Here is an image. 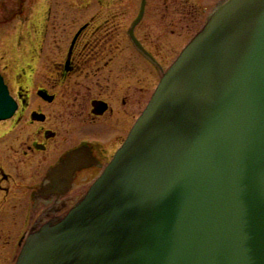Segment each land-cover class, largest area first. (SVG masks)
<instances>
[{
  "label": "water",
  "instance_id": "water-1",
  "mask_svg": "<svg viewBox=\"0 0 264 264\" xmlns=\"http://www.w3.org/2000/svg\"><path fill=\"white\" fill-rule=\"evenodd\" d=\"M15 108L0 76V120ZM74 156L38 195L65 194ZM16 264H264V0L216 7L103 175L39 218Z\"/></svg>",
  "mask_w": 264,
  "mask_h": 264
},
{
  "label": "flooded vegetation",
  "instance_id": "flooded-vegetation-1",
  "mask_svg": "<svg viewBox=\"0 0 264 264\" xmlns=\"http://www.w3.org/2000/svg\"><path fill=\"white\" fill-rule=\"evenodd\" d=\"M150 1L140 0L129 17L91 11L90 0H64L89 9L79 16L54 12L49 0L34 32L40 42L34 56L0 58V76L16 105L0 120V264H16L39 218L50 209H72L103 175L183 50L166 65L158 43L143 36ZM48 34L55 35L52 43ZM70 155L78 162L66 168L73 175L59 177H72L71 187L63 196L38 195L49 172Z\"/></svg>",
  "mask_w": 264,
  "mask_h": 264
},
{
  "label": "rangeland",
  "instance_id": "rangeland-1",
  "mask_svg": "<svg viewBox=\"0 0 264 264\" xmlns=\"http://www.w3.org/2000/svg\"><path fill=\"white\" fill-rule=\"evenodd\" d=\"M52 1L49 9L54 12L69 11L79 16L89 10L77 2L68 5L64 0ZM54 1L60 5L57 6ZM90 1L91 11L121 10L131 13L129 17L140 8V0ZM220 1L224 0H151L147 8L149 14L142 27L143 36L158 43L160 53L167 57L166 65H170V61L203 27L212 9ZM47 2L49 0H0V58L20 60L34 56L32 50L38 48L40 43L34 32L41 30L39 28L42 24L39 21L48 9ZM54 36L48 34L46 43H52Z\"/></svg>",
  "mask_w": 264,
  "mask_h": 264
}]
</instances>
